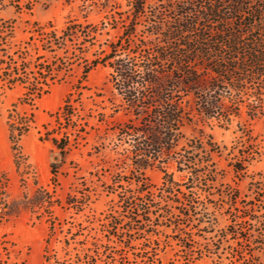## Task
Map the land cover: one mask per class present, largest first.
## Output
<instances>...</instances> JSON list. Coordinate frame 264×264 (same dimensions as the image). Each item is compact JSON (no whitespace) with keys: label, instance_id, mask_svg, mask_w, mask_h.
<instances>
[{"label":"trees","instance_id":"obj_1","mask_svg":"<svg viewBox=\"0 0 264 264\" xmlns=\"http://www.w3.org/2000/svg\"><path fill=\"white\" fill-rule=\"evenodd\" d=\"M85 1L80 7L86 18L91 9ZM88 1L104 13L98 23L70 18L58 30L51 21H32L26 39L18 41L14 23L22 8L15 6L16 18L0 19V86L20 90L6 117L15 164L19 168L17 142L34 122L33 112L21 114L18 105L33 109L55 84L66 80L74 65L81 68L80 76L53 121L42 124L38 139L50 141L63 157L86 140L91 118L106 123L103 111L81 114L87 75L103 66L110 69L107 82L119 98L109 116L122 110L125 120L98 135L126 145L140 174L160 165L168 193L180 194V184L164 166L178 154L184 121L221 120L239 114L242 105L250 118L264 116V0H166L170 20L151 11L147 0H125L126 9L117 0ZM150 13L155 19L147 38L137 41L136 28ZM118 27L122 30L115 41L98 44L89 55L98 36ZM179 157L184 159V153ZM178 162L194 165L190 157ZM57 168L51 164L55 185ZM188 172L191 179L199 175L194 167ZM52 193L39 187L31 195L23 193L6 210L17 214L41 209L47 215L41 264H162L167 255L171 264H195L203 257L214 264H264V206L240 201L231 191L212 209L205 204L198 208L193 198L181 193L187 199H172L165 210L171 219L164 225L157 219L154 196L141 184L135 194L119 198L122 213L111 207L102 217L79 222H58L53 207L60 203ZM147 194L151 199L143 204L134 202ZM88 196L69 194L66 207L80 213Z\"/></svg>","mask_w":264,"mask_h":264},{"label":"rangeland","instance_id":"obj_2","mask_svg":"<svg viewBox=\"0 0 264 264\" xmlns=\"http://www.w3.org/2000/svg\"><path fill=\"white\" fill-rule=\"evenodd\" d=\"M117 1L122 9H126L125 0ZM85 2L89 4L88 9H91L86 18L80 7L83 0H0V19L16 18L15 6L22 8L21 15L14 23V41H18L26 39V29L31 27L32 21H51L58 30L70 18L81 23H98L104 13L91 1ZM147 3L151 11L159 13V17L166 16L169 20L172 17V12L166 9V0H147ZM152 13L140 20L135 34L137 41L147 38L150 23L155 19ZM121 30L120 27L108 28L97 37L89 55L98 48V44L115 41ZM80 71L81 68L74 65L66 80L55 84L48 94L37 101L33 109L25 104L18 105L21 114H34L31 127L17 142L19 168L15 164L6 117L11 104L20 95V90H2L0 86V264L42 263V249L48 228L45 212L41 209L36 212L21 210L17 214L6 212L9 205L23 193L31 195L39 187L53 192V198L60 203L53 207V214L60 223L102 217L111 207L122 213L119 198L135 194L138 184L154 196L158 205V209H155L157 219L162 225L168 224L171 219L165 210H169L168 205L172 199H187L181 193L193 198L198 208L205 204L212 209L214 202L221 203L227 199L228 191L237 195L240 201H254L264 206V116L250 118L246 107L242 105L239 114L231 113L221 120L184 121L180 129L182 137L175 148L178 154H174L173 160L164 166L168 173H172L174 181L180 184L182 192L176 195L168 193L160 165L148 167L140 174L134 169L132 154L124 149L126 145L119 146L115 140L102 139L98 135L102 137L105 128L125 120L122 110L109 116L119 98L107 82L110 71L108 67L98 66L88 73L86 84L89 89L82 92L84 107L81 111L82 115L88 113L89 109H94V115L97 111H103L107 115L104 117L106 123L100 124L96 117L91 118L88 127L90 134L86 140L80 141L78 146L61 157L59 150L50 141L38 139V130H43L42 124L53 121V113L62 105L70 86L79 78ZM104 105V109L100 108ZM108 132L116 139L112 130ZM179 153L193 159L194 165H183L185 158L179 160ZM53 163L58 165L56 185L51 180ZM179 165L184 167L183 172L178 169ZM190 167L198 171L197 177H188ZM234 167L242 169L235 171ZM83 193L89 195V202L82 212L76 213L75 208L66 207L65 201L69 194L80 197ZM144 199H151V195L147 194L144 198L137 196L134 202L143 204ZM171 210L174 211V208ZM163 227L158 229L164 230ZM166 232L169 230L165 229ZM161 262L171 264L169 255L163 256ZM195 264L214 263L203 257ZM216 264H226V261Z\"/></svg>","mask_w":264,"mask_h":264}]
</instances>
